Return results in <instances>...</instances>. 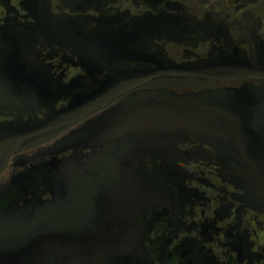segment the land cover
Listing matches in <instances>:
<instances>
[{"label": "flooded vegetation", "instance_id": "obj_1", "mask_svg": "<svg viewBox=\"0 0 264 264\" xmlns=\"http://www.w3.org/2000/svg\"><path fill=\"white\" fill-rule=\"evenodd\" d=\"M0 264H264V0H0Z\"/></svg>", "mask_w": 264, "mask_h": 264}, {"label": "water", "instance_id": "obj_2", "mask_svg": "<svg viewBox=\"0 0 264 264\" xmlns=\"http://www.w3.org/2000/svg\"><path fill=\"white\" fill-rule=\"evenodd\" d=\"M3 241V239H0V242H2ZM2 247H0V249H1Z\"/></svg>", "mask_w": 264, "mask_h": 264}]
</instances>
